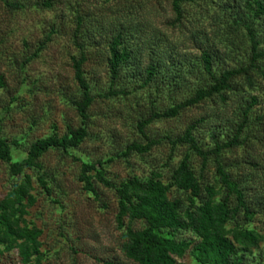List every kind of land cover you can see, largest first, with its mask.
I'll list each match as a JSON object with an SVG mask.
<instances>
[{
  "label": "trees",
  "instance_id": "1",
  "mask_svg": "<svg viewBox=\"0 0 264 264\" xmlns=\"http://www.w3.org/2000/svg\"><path fill=\"white\" fill-rule=\"evenodd\" d=\"M0 1L13 12L27 8L21 0ZM120 1L130 4L131 10L123 16L125 20L110 23L107 32L101 23L94 25L89 15L75 12L72 44L76 53L71 63L77 92L70 103L82 125L67 126L62 136L54 127L51 135L27 142V135L10 140L0 123V165L9 167L12 179L8 193L0 199V256L17 251L20 264H43V232L27 217L38 201L34 180L52 202L62 204L65 194L57 176L43 165L44 158L55 152L80 163L78 181L104 207L108 206L102 201L101 187L113 193L115 220L123 238L121 251L134 264H183L179 260L187 255L195 264H262L263 255L257 256L255 250L263 237L253 226L264 209L249 186L251 172L243 173L244 165L254 168L257 164L229 160L262 141L263 118L254 115L258 99L246 95L257 91L258 79L264 78V0H171V26L190 30L189 38L201 50L199 57H180L178 46L142 13L133 12L160 0ZM36 6L52 11L56 2L38 0ZM209 21L213 22L212 40L205 32ZM57 34L53 28L23 66L38 58ZM100 53L106 55L108 87L96 92L85 65L92 54ZM4 90L0 76V92ZM143 96L147 109L136 125L142 141L126 145L115 158L131 165L135 155L144 158L163 144L170 146L169 161L178 150L182 158L168 180L158 171L147 177L109 178L108 166L114 158L89 160L78 155L91 137V109L98 99H139L140 103ZM231 101L237 107L226 130L203 118L178 136L153 134L156 124L178 119L192 108ZM205 133L209 141L204 140ZM21 150L24 158L15 159L14 152ZM211 172L212 181L206 178ZM56 190L60 192L54 200ZM187 234L191 237L185 238Z\"/></svg>",
  "mask_w": 264,
  "mask_h": 264
},
{
  "label": "rangeland",
  "instance_id": "2",
  "mask_svg": "<svg viewBox=\"0 0 264 264\" xmlns=\"http://www.w3.org/2000/svg\"><path fill=\"white\" fill-rule=\"evenodd\" d=\"M21 1L26 4V10L15 12L0 1V76L4 77L6 84V90L0 92V123L10 140H20L27 135L26 141L32 142L54 133V127L62 136L67 126L77 129L82 125L81 118L70 103V98L77 92L71 63V57L76 53L72 44L76 29L75 12L89 15L94 25L101 23L100 28L104 27L107 32L110 31V23L116 19L125 20L123 16L131 8L130 4L120 0H55V8L45 11L36 6L38 0ZM133 12L142 13L147 22L178 46L180 57L186 54L200 56L201 50L189 38L190 30L172 28L174 14L171 0L143 4ZM210 21L206 23L205 32L212 40L215 37L211 26L213 22ZM53 28L58 31L53 41L38 58L24 67V60L36 51ZM221 46L218 48L223 52ZM106 62L104 53L92 54L90 62L85 65L87 77L96 87V92L108 87ZM246 96L258 99L259 105L254 115L263 118V129L259 135L262 141H256V145L230 156L229 162L252 160L257 164L254 168L244 165L243 173L251 172L249 186L257 198L256 203H262L260 206L264 209V78L258 79L257 91ZM15 98L17 101H14ZM144 98H140V103H137L139 99L113 102L98 99L91 109V137L81 146L78 155L89 160L114 158L115 161L108 166L109 178L123 180L131 174L147 177L152 171H158L168 180L172 169L182 158V150H178L176 157L169 161L171 149L168 144L154 147L144 158L135 155L130 159L131 165L115 158L116 153L126 145L142 141L136 125L139 115L147 109ZM236 107L233 101L227 105L204 104L192 108L178 119L156 124L152 129L153 134L159 137L168 134L178 136L194 121L203 118H209L219 130H226L227 122L234 119ZM204 140L209 141L207 134ZM24 156L22 150L14 152L15 159ZM43 165L46 171L57 176V182L65 194L62 204H56L34 180L38 201L30 210L27 220L43 232L40 238L41 250L45 253L43 264H134L121 251L123 238L115 220L117 202L113 193L101 187L102 201L108 207L87 194L78 181L80 163L71 158L52 152L44 158ZM212 173L206 174L208 180L212 181ZM28 174H32V171H28ZM11 183L9 167L1 164L0 199L8 193ZM59 192L56 190L52 199L57 200ZM253 227L263 237L255 253L264 258V211ZM184 237L191 236L187 234ZM179 262L195 264L189 255ZM0 264H20L17 251L0 256Z\"/></svg>",
  "mask_w": 264,
  "mask_h": 264
}]
</instances>
